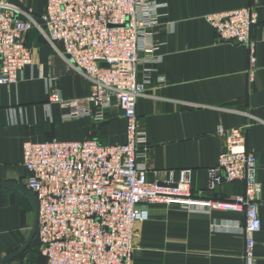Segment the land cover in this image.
Here are the masks:
<instances>
[{
  "label": "crops",
  "instance_id": "0c3cea01",
  "mask_svg": "<svg viewBox=\"0 0 264 264\" xmlns=\"http://www.w3.org/2000/svg\"><path fill=\"white\" fill-rule=\"evenodd\" d=\"M19 3L40 14L46 0H0ZM155 55L140 54L139 78L149 70L147 93L137 100V112L150 143V180H163L171 169L191 168L195 195L229 200L245 194L243 182L208 188V169L225 144L219 127H240L246 148L257 157L263 227L256 234L255 264H264V0H157ZM254 6L259 22L253 28L256 63L246 45L223 42L207 20L217 12ZM32 64L14 85L0 84V180L24 183L23 143L95 137L105 145L126 140V120L119 109L105 118L67 119L70 111L50 101L47 80L65 99L87 97L90 85L68 69L63 58L36 30L25 36ZM51 90V88H50ZM149 217L135 232L133 264H247L246 238L239 227L244 217L221 209L188 210L180 205L150 204ZM36 207L27 193L0 187V258L26 244ZM36 238V236L34 237ZM37 239V238H36ZM25 262L48 264L31 253Z\"/></svg>",
  "mask_w": 264,
  "mask_h": 264
},
{
  "label": "built area",
  "instance_id": "2783aa9c",
  "mask_svg": "<svg viewBox=\"0 0 264 264\" xmlns=\"http://www.w3.org/2000/svg\"><path fill=\"white\" fill-rule=\"evenodd\" d=\"M157 0H46L37 14L19 3L0 1V84H16L32 64L25 36L36 29L80 73L91 92L65 99L47 80L50 101L70 109L64 117L105 118L119 109L126 120V140L105 145L95 137L23 143L26 186L39 203L36 238L48 264H133L136 225L149 217L148 205H180L188 210L221 209L240 213L246 238L245 260L255 264L256 234L263 224L257 157L245 145L242 128L219 127L225 144L208 169V188L243 182L245 194L222 200L195 195L191 168L171 169L163 180L148 176L150 143L137 112L147 93L150 71L139 78L140 54L155 55L154 14ZM207 20L223 42L246 45L256 63L254 6L217 12ZM51 88V90H50Z\"/></svg>",
  "mask_w": 264,
  "mask_h": 264
},
{
  "label": "water",
  "instance_id": "95a60500",
  "mask_svg": "<svg viewBox=\"0 0 264 264\" xmlns=\"http://www.w3.org/2000/svg\"><path fill=\"white\" fill-rule=\"evenodd\" d=\"M0 187L15 190V191H22L24 193H27L30 195V197L33 199L36 207V215H35V221L33 228L31 229L30 235L26 241V244L23 245L21 248L17 249L16 251L9 253L3 257L0 258V264H7L10 261H12L16 256H18L21 252L25 250V248L30 244V242L34 239L37 233L38 228V217H39V203L34 195L27 186H25L23 183L18 181H12V180H0Z\"/></svg>",
  "mask_w": 264,
  "mask_h": 264
},
{
  "label": "rangeland",
  "instance_id": "374dc122",
  "mask_svg": "<svg viewBox=\"0 0 264 264\" xmlns=\"http://www.w3.org/2000/svg\"><path fill=\"white\" fill-rule=\"evenodd\" d=\"M49 98H50V94H49ZM23 184L26 186V180H25V182ZM31 253H36V254L42 255L40 253V245H39V242H38V240L36 238H34L30 242V244L25 248V250L23 252H21L18 256H16L9 263H11V262H22L23 263V262L27 261V258H26L27 254H31Z\"/></svg>",
  "mask_w": 264,
  "mask_h": 264
}]
</instances>
